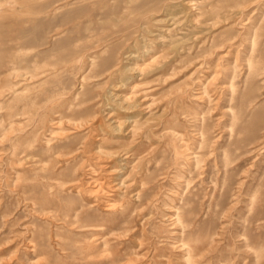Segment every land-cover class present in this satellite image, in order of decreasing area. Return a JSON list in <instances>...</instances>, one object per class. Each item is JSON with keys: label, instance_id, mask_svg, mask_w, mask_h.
Masks as SVG:
<instances>
[{"label": "rangeland", "instance_id": "obj_1", "mask_svg": "<svg viewBox=\"0 0 264 264\" xmlns=\"http://www.w3.org/2000/svg\"><path fill=\"white\" fill-rule=\"evenodd\" d=\"M165 1L168 0H131L130 4L126 0H0V70L8 68L6 71H10L14 67L11 72H33L35 65L44 69L50 64L58 67L66 64L65 70L58 77L59 86L73 91L80 85V72L88 66L87 61H77L79 54L85 51L82 47L84 44L100 38L102 45L108 44L104 50L96 53L97 64L94 71H100L106 62H112L113 56L126 42L123 28L131 25L132 30L136 29L138 22H133L138 19L137 15H127L116 25L110 21L118 15H124L126 6L130 11L137 10V13L147 9L154 16L153 20L145 24L147 29L143 34L146 38L140 44L143 46L146 43L147 49H151L150 56L145 61L167 55L168 59L176 58L174 63L177 62L175 69L169 68L160 76L138 74L133 88L139 92L144 90L145 105H148L138 108V117L145 119L152 114V117L163 116L154 120L151 130L156 135L154 137L170 143L159 145V148L154 143L150 148L144 142L147 133L140 129L133 130L129 125L132 117H125L126 123L121 119L122 126L119 125L122 130H113L120 138L116 137L111 141L112 149H117L116 152L120 155L100 159L107 166L101 171L97 170L99 176L107 178L105 184H102V191L106 186H113L108 191L112 194L108 198L113 197L114 205L124 207L126 211L118 223L111 222L109 214L102 208L87 207V198L101 193L87 191L89 186L83 184V176L76 183V188H69V183L60 188L55 195L56 204L52 206V210L62 213V206L65 204H83L79 213L74 216L75 221L84 223L92 220L101 223L103 231L99 234L79 227L69 230L76 222L65 226L59 221L52 223L39 216L40 214L34 215L30 212L29 204L21 199L22 194L17 190L13 179L10 188L4 186L0 190V208L5 209L7 217H17L20 223L12 226L15 230L11 232L3 226L4 218L0 210V238H3L0 240V264H108L106 259H118L121 263L128 258L133 259V264H177L185 262L187 253L197 254L192 256L190 264H264V0H258L256 7L247 8L243 16H232L217 23L214 19H204L201 22L192 17V22L204 29L189 40L192 45L189 59L183 58L181 62L178 60L183 49L180 47L178 52V46L176 50H171L166 44L168 35L176 33L166 35L158 30L161 26L171 27L169 22H165L161 9V4ZM185 22L180 23L187 24L186 27L191 24L189 21ZM140 32L138 28L132 34L139 38ZM231 37L232 40L223 46H216ZM251 40H255L254 45L249 44ZM132 49H138L139 53L132 59H121L118 62L121 70L132 63H142L140 60L146 57L142 55L139 45ZM206 51L210 52L203 54ZM217 53L222 55L219 59ZM249 59L258 63L260 72L250 78L246 77L250 72ZM190 76L197 82L187 87H193L192 91L195 93L198 83L202 82V85L207 84L206 92H202L197 100H189L185 96L180 103H174L172 98L183 87L182 79ZM232 76L233 90L228 83ZM101 81L103 80L98 82ZM31 85L33 84H29ZM50 85L54 86L52 82H48L45 87ZM101 85L104 90L131 95L122 86L111 88L109 81ZM86 88L90 93L91 87ZM98 89L92 92H97ZM31 94L33 93L27 95ZM7 97L5 95L4 99ZM8 100L10 104H16L23 98L10 97ZM94 113H97L96 108ZM131 114L134 113H127ZM233 115H237L235 121L232 120ZM95 118L98 121L105 119L99 113ZM104 122H101L102 125L106 124ZM164 125L166 127L162 128ZM174 128L181 134L174 141L179 146L178 152L174 150L167 133ZM95 131L98 132V129ZM55 135L58 136V133ZM82 135L71 137L67 144L74 146L82 140ZM132 149H136L133 157L130 154L132 151H129ZM126 151L129 152L125 153ZM153 151L157 152L156 156L151 160L152 163H147L146 169L143 166L141 170H144V174L141 176L137 173L140 169L136 156L149 157ZM67 156L55 158L54 169L60 172L61 179L77 176L81 167L86 164L82 163V152H72ZM56 159L65 163L57 162ZM128 159L132 160L125 164ZM116 160L120 161L116 164ZM178 162L184 166L179 168ZM4 166L5 163L0 165L2 169L6 168ZM4 173L3 170L0 175L4 176ZM27 175L30 176L29 172ZM79 186L80 191H77ZM42 187L35 186L29 193L40 196ZM137 189L143 190L139 202L132 197ZM118 191H124L125 195L122 196L121 193L118 198ZM176 213L180 215L181 222L175 221ZM26 224L29 230L22 232L24 228L21 227ZM55 232L62 244L56 249L50 239H53ZM94 235L102 238L107 236L108 244L105 247L101 245L89 258L83 246L86 239ZM22 236L33 240L31 242L39 248L38 255H26L25 244L20 243ZM12 238L14 239L11 240ZM186 240L193 247L190 248L192 251L185 250L182 245ZM102 247L109 252L103 251ZM195 249L196 253L193 251Z\"/></svg>", "mask_w": 264, "mask_h": 264}, {"label": "bare ground", "instance_id": "obj_2", "mask_svg": "<svg viewBox=\"0 0 264 264\" xmlns=\"http://www.w3.org/2000/svg\"><path fill=\"white\" fill-rule=\"evenodd\" d=\"M130 1L131 0H126L127 3H130ZM257 1L258 0H178V1L168 0L165 1L163 4H161L162 5L161 9L165 15L164 18L165 22H169L168 25L171 27L169 28L168 26H166V28H163L165 26H161L159 27L158 30L163 31L164 33H166V35L172 32H175L178 35V36H175L176 34L168 35L166 44L169 46L171 50H176L178 46H179L178 52H180V47L183 49V52L179 54V60H178L181 62L183 61V58L189 59L188 57L189 50L192 47L189 40L192 37L197 36L204 29L203 27L200 28V25L192 22L194 21L192 17H196L195 19H200L201 22L204 21V19L205 20L214 19L215 23H217L218 21L228 20L232 16H238V15L241 16L247 8L252 6L256 7L259 3ZM137 12H138L137 10L130 11L129 7L126 6V9L124 10L125 13L124 15L123 14L118 15L117 17L110 19L113 25H116L119 21L124 20L127 15L130 16L137 15L138 19H135V22L133 23L136 22L138 23L135 30H132L133 27H131V25L123 28L122 30V33L124 35L123 38H126V42L122 44V47L117 51V53L114 56L112 55L113 56L112 62H106L103 65L102 70L94 71V68L97 64L96 53L104 50L108 44L102 45V43H100L101 40L100 38V39H96L94 42H88L87 44H84L82 46L83 48H85V51L84 53L81 52L79 54V58L77 59V61L82 60L83 63L87 61L88 66L80 72V75L78 77L80 85L78 88L74 89L73 91L66 90L64 86H59L60 80L58 77L61 74V71L65 70L66 64L60 67L56 66V64H50L49 67L44 69H41L40 66L35 65L33 72H15V71L11 72L13 69H15L14 67H12L11 68L12 70L10 71H6L9 70L8 68H5L4 70L2 69L0 70V165L1 164L4 165L5 163L6 166L5 169H2L0 167V172H3V170L5 172L4 176L0 175L1 176L0 190H2L4 186L9 187L10 183L14 179V183L16 184L17 190L20 191L22 194L21 199L25 201L27 204H29L30 212L33 213L34 215L40 214L39 216H41L42 218H46L52 223L53 221L54 223H56L55 221H59V223H62L65 226L74 224L76 222L74 216L77 213H79L80 210L79 208L82 207L83 204L80 206H74V203H71V205L65 204L62 206V213H55L52 210V206L56 204L55 195L60 191V188H63V186L66 183H69V188L71 187L76 188L77 186L76 183L83 176L84 177L83 184L89 186L87 188V191H90L91 193H95V194L98 192L104 194V195L96 194L95 197L93 198L91 197L92 199L87 198L88 201L87 207L92 208L93 206L94 207L96 206L97 208H102L101 210H105L104 212L106 214H109L108 216L110 217V221L114 222V224H117L118 220L121 219V216H123L126 213L125 208L124 207L121 208L120 206L118 207V205L116 207L114 205L115 202L112 199L113 197L108 198V196L112 195L109 194L108 192L110 189H112L113 187L112 185H111L112 187L106 186V189L104 188L105 190L102 191L103 190L102 184L103 183L105 184V180H107V178L101 175L99 176L97 170L99 171L104 166H106V163L103 164V162H101L100 159L107 157L113 158L120 155L118 152H116L117 149L116 150L112 149L113 147H111V145L113 144L111 141L115 140L113 138L116 137L120 138L116 136L113 132L115 131V129L120 131L122 130L121 127L119 126L122 124L121 119H123L126 123L125 119L132 117L131 120L129 121V125L132 126L133 130L140 129L141 131L147 133V135L144 136V138L146 137L145 138L146 141L144 142L148 143L150 148L151 145L154 143H156L155 145L156 148L159 145L165 146L167 145L166 143H170L169 141L167 142V140L166 143L162 142L160 139H157V137H154L155 134L152 133L151 125L154 122V120L157 121L159 117H152L153 114L150 117H148L149 116L148 115L147 116L148 118L145 119L138 117V112H137L138 108L141 107L142 105L143 106L145 105L146 99L144 96H146V94L143 93L144 90L139 92V90L133 88H135L136 86L135 79L137 78L138 74L141 73L147 75L155 74L160 76V74L166 73L165 71H167L169 68L175 69V67L177 66V62L174 63L176 61V58L168 59L167 55H163V57L161 58H152L150 61H145L148 60L151 49H147L148 45L146 43H144L143 46L140 44L143 38H146L144 37L143 34L145 29H147L145 24L153 20L154 16L147 9L145 12L142 13H137ZM207 15H212L213 17H205ZM170 20L172 21L170 22ZM185 21L187 22L189 21L191 22V24H189V26L186 27L185 25L187 24L180 23ZM180 24H184V25L180 26ZM138 28L141 30L139 38L134 37V35L132 34V32L136 31ZM209 36L207 38H209ZM230 40H232V37L222 40L221 43L216 44V46L217 47L223 46L227 41ZM241 41H243L242 38ZM249 44L254 45L255 40H251ZM137 45H139L142 55L146 56L144 57V59L140 60L143 62L132 63L126 66L124 70H121L118 67V62L123 58L132 59L133 57H136V53H139V51H137L138 49L134 51L132 48ZM143 47L144 50H142ZM209 52L210 51H206L203 54H207ZM140 56H138V59H140L139 58ZM216 56L217 59H219L222 55H218L217 53ZM20 61L22 62L23 60ZM134 61H138V60H134ZM204 64L206 63L204 62ZM248 68L250 72L247 73L246 77L250 78L251 75L255 76L260 74V72H258L259 70L258 63H256L252 59L248 60ZM144 70L147 72H143ZM232 78L233 76L229 79L228 83L232 87L230 89L233 90L234 84H232V80H231ZM99 80H103V81L98 82ZM108 81L110 82L111 88L116 85L122 86L123 88H125L126 90L125 92L130 91L131 95L129 94L127 95V93H123V92H113L110 89L104 90L101 84H104ZM48 82L49 83L52 82L54 86L52 87V85H50L49 87H45V84ZM196 82L197 81H193L191 76L190 78L182 79L181 83L183 87L179 90L178 93H176V95L173 96L172 101L174 103L175 102L180 103L185 96H187L189 100L199 99L202 96L201 93L206 92L207 84L202 85L203 84L202 82L198 83V88L195 91V93H193L192 91L193 87L191 88L187 86L191 83H194L195 85ZM29 84H33V85L29 86ZM86 87L88 88L91 87L90 93H88ZM94 89H98L97 92L93 93L92 90ZM28 93H33V94L27 95ZM5 95H8L6 99H4ZM10 97L12 99L23 98V100L20 103L10 104L9 103L10 100H8L10 99ZM147 106L148 105H145V107ZM95 108L97 109V113L102 114V116L105 118L104 120L99 119L98 121V119L95 118L97 116V113L96 114L94 113ZM105 110L107 111L105 112ZM128 112H133L134 114L127 115ZM162 113L163 111L161 112V114ZM110 119L112 121H109ZM236 119H237V115H233L232 120L235 121ZM93 120L95 121L93 122ZM102 121H105L104 123L106 124L102 125L101 123ZM163 122L164 121L161 122L158 121V123H163ZM165 127L166 126L164 125L162 128ZM97 129L98 132L95 131ZM79 132H83L81 133L83 134L82 140L77 142L74 146H70L69 144H67L68 140L71 137L81 135L78 134ZM56 133H58V136L55 135ZM167 133H169L168 136L171 140L174 150L178 152L177 149L179 148V146L175 144L174 141L176 139H179L181 134H179V131H177L175 128L171 129ZM91 134H93V136ZM89 136H91L92 138H90ZM135 150L136 149L129 150L132 151L130 152L132 157L134 155ZM129 151H126L125 153ZM72 152L84 153V158L82 159L83 160L82 163L86 162V164L83 167H81V172L77 176L73 175L69 179L67 178L61 179L59 176L60 172H56V169H54L55 158L59 156H67ZM156 153L155 151H153L149 157L136 156L137 163L140 169L139 171H137V173H139L141 176L144 174L143 172L144 170L142 171L141 169H143V166L145 169L147 168V163H149L152 159L155 158ZM64 158L66 159L68 158V156ZM129 160L132 159L125 160V164H128L127 162H129ZM56 161L63 162V160H57V159ZM118 161L120 160H116V162L113 161V165L114 162L117 164ZM134 161H136V159ZM63 163H65V161ZM179 163L180 162H178L179 168L180 167L182 168L184 165ZM127 167L129 168V166ZM106 168L104 170H106ZM27 172H29L30 176L27 175ZM31 181H33L32 184ZM35 186L36 187L43 186L42 187L43 190L40 196H32L29 193V191L35 188ZM77 191H80V186L79 188H77ZM142 191L143 190L140 189L138 191H135V193H132V197L133 198L135 197V199L138 200L137 202H139L142 199L141 196ZM120 194L122 196L125 195L124 191L122 192L118 191V193H116L118 198L121 197ZM1 199L2 198L0 196V201ZM128 207L129 206H127V208ZM0 210L2 213V218H4L2 219L3 226L7 227L8 230L13 232L15 230V227L12 228V226L14 225L17 226V224L20 223L18 218L14 216L7 217L6 214H4L5 209L2 210L0 208ZM130 210L131 208H129V211ZM71 212L73 214H71ZM176 215H177L176 220L175 218L174 220L181 222L180 215L178 213H176ZM69 216L71 217L73 216V218H69ZM27 227L28 224L21 227L24 228L22 232L28 231L29 229ZM74 227L75 228L79 227L87 231H92V233L95 232V234L96 233L99 234L100 232L103 231L102 230L103 225L101 223L92 220H87L84 223L76 222L74 225H72L71 228L69 227V230ZM56 234L57 233L55 232L53 235L54 236L53 239L52 237L50 238L51 240H53V246L55 249L58 248L60 245H62L61 240L57 237ZM106 237L102 238V236L94 235L92 236V238L86 239L83 246L84 249L88 252L86 256L90 258L91 254H93L94 251L98 250L101 245H104L103 247H105L108 244V239ZM14 238H12L11 240H13ZM2 239L3 238H0V240ZM26 240L27 237H24L23 240L20 239V243L23 242V244H25L26 255L27 254L38 255L40 253L38 246L32 243L33 242L32 239H29L27 241ZM204 241H206V239ZM182 245L185 247V250L186 249L189 250L190 248H193L192 246H190L189 243H187V240L186 242H183ZM103 249H104L103 251H106L105 248ZM195 250L193 251L196 253L197 250L196 251ZM256 251L258 252V250ZM194 255L197 256V254ZM194 255H192L191 253H187V256L185 255L186 257L185 262L180 261L177 264H190L192 260V256ZM118 261H119L118 259H113V260L106 259V262H108V264H133V259L131 258L130 259L128 258L127 261L124 260L125 262L123 261L121 263H119ZM96 263L100 264V262H96ZM50 264H55V263L51 262ZM146 264H149V262H147Z\"/></svg>", "mask_w": 264, "mask_h": 264}]
</instances>
